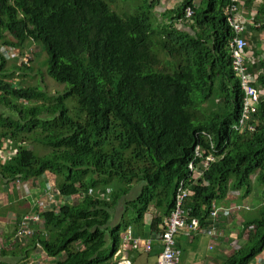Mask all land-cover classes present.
<instances>
[{
    "label": "trees",
    "instance_id": "obj_1",
    "mask_svg": "<svg viewBox=\"0 0 264 264\" xmlns=\"http://www.w3.org/2000/svg\"><path fill=\"white\" fill-rule=\"evenodd\" d=\"M110 1L0 0V42L19 51L28 41L39 43L48 76L68 85L50 95L42 85L14 84L18 73L32 68L22 63L8 73L0 53V138L17 148L10 161L0 163V177L39 181L52 175V189L61 198L79 197L41 213L43 228L31 249L40 246L50 264H114L129 227L141 237L146 230L150 236L161 233L182 180L191 192L184 207L188 217L209 230L223 222L210 218L213 203L233 191L240 193L237 206L243 205L254 176L259 202L249 209L254 214L240 216L238 237L247 231V239L223 262L252 264L264 251V0L243 5L255 11L245 55L252 59L246 64L251 85L262 91L249 120L254 128L243 131L232 129L243 89L232 69L230 0H203L199 6L182 0L166 13L170 23L161 30L152 27L151 8L122 17ZM188 7L190 25L202 28L194 35L177 28ZM158 50L179 57L173 70L159 68ZM69 98L78 104L72 115ZM206 102L213 107L201 118ZM28 140L48 153L39 155ZM198 146L215 161L194 182L188 164ZM135 189L138 195L128 200ZM120 206L121 220L113 225Z\"/></svg>",
    "mask_w": 264,
    "mask_h": 264
},
{
    "label": "built area",
    "instance_id": "obj_2",
    "mask_svg": "<svg viewBox=\"0 0 264 264\" xmlns=\"http://www.w3.org/2000/svg\"><path fill=\"white\" fill-rule=\"evenodd\" d=\"M245 0H230V5L226 9V16L229 26L233 29L235 37L230 43L232 53V69L235 76L240 80L243 89V108L241 115L236 123L232 125V129L243 131L245 129L251 130L254 128L253 124L249 122L252 119L253 114L256 111L257 104L262 91L255 86H252L254 77L248 71L247 63L252 61L247 55H245V49L248 47V28L247 26H255L253 24V15L255 11L248 13L244 8ZM193 15V11L190 7L184 10V19L190 20ZM20 75V73H18ZM14 84H18V80H13ZM213 149V148H212ZM16 146L11 139L0 138V163L5 164L10 161L16 155ZM215 161L213 153L205 155V151L200 146L194 152L193 159L189 162L188 168L190 170V176L192 180L198 181L203 177L204 172L210 167L211 163ZM54 191L55 193H51ZM45 195L50 203H53V196L59 198V192L53 190L51 185H46ZM188 195L186 188V181L182 180L178 186L177 194L175 197V207L171 211L170 215L163 220V233L159 237L158 241L162 245V253L160 254L158 264H183L180 261V251L177 248L176 236L180 231H185L186 237L191 239L193 231L198 230L197 220L188 221L185 211L183 210V201ZM79 198V197H78ZM74 199V198H73ZM58 200V199H56ZM45 202V206H46ZM240 206H232L230 210L219 209L215 203L211 211L210 218L213 222H221L223 218L230 219L234 214L244 210ZM44 205L40 208L42 209ZM59 207V206H58ZM238 207V211H234V208ZM55 208V207H52ZM50 208V209H52ZM49 209L48 207L46 210ZM45 211L39 210L37 213L25 214L21 217L16 238L22 240L32 239L37 233V229L43 228V218L41 213ZM223 217V218H222ZM221 220V221H220ZM199 234H208L211 237L220 236L217 229L212 227L209 230H202L199 221ZM153 246L151 240L141 241L133 239L131 230L128 231L124 237L123 250L128 248L133 250L144 249L146 252L150 251ZM10 248L3 240H0V255ZM40 248V246H38ZM117 264H131L126 256L121 252L115 256Z\"/></svg>",
    "mask_w": 264,
    "mask_h": 264
},
{
    "label": "crops",
    "instance_id": "obj_3",
    "mask_svg": "<svg viewBox=\"0 0 264 264\" xmlns=\"http://www.w3.org/2000/svg\"><path fill=\"white\" fill-rule=\"evenodd\" d=\"M181 1L182 0H138V3L139 4L147 3L146 4L148 5L147 9L151 8L154 17L157 18L156 15L159 17L160 16L163 17L164 15H166L167 12L174 10L176 6H178V4L181 3ZM202 1L203 0H196L197 6H199L202 3ZM246 1H253L254 4L260 3V0H245L244 2ZM250 10H251L250 12L254 11L253 9ZM141 11H145V10H141ZM165 21H166L165 24L170 23L167 18L165 19ZM190 23L191 22L189 20L183 19V21H181L177 25V28L180 31L187 32L190 35H194L197 32L202 31V28L192 27ZM248 31L249 33L247 35L248 37H250L251 31L249 29ZM259 39H263L262 33H259ZM179 44L180 43L178 41V45ZM259 48L264 50L263 46L262 47L260 46ZM50 177L51 179L48 180V178ZM53 181H54V177H52V175L50 176L46 175L39 181L16 180L11 182H6L5 180L3 181L2 178L0 177V240H3L6 243V245L10 247L0 255V264L14 263V262H17L19 264H24V262L28 260L30 264H50V262L53 260L52 258H48L40 248L36 249V252L34 251L32 252L31 249L32 245L30 244L32 239L20 240L16 238L19 222L23 215L29 213H37V211L39 210H43V209L46 210L47 207L49 209L52 207H58L67 202L72 203V201L74 200L73 198H61V196H58L59 199L56 197V199H58L56 200L55 196H53V203H50L44 191H45V186L49 185L50 182L52 183ZM30 185L32 189L29 188ZM51 193L53 194V191H51ZM57 201L59 204L57 203ZM45 202H47L46 206H45ZM43 205L44 207L40 209ZM148 215L149 216L145 220V224L147 228L151 226L150 225L151 221L155 216L154 214L153 217H151L150 214ZM219 224L220 225L219 228H217V231L220 236L218 237H211L208 234H203L204 236L191 234V239H189L188 237H186L185 231H180V233H178V235L176 236V241L179 247L177 248L180 251L181 263L222 264L224 260H226L230 256L229 251H227V245L231 239H234V234L230 236L228 230L225 231L224 229H221V226L225 223L221 222ZM161 228L163 231V227ZM146 233L147 230L145 231L144 236L141 237L139 236L138 230L134 228V234L136 239H140L141 241H146L147 237L150 236L147 235ZM156 235H153L155 236V244L152 252H146L143 248L140 250H133L131 248L128 252L124 253V256H126L129 260H131V264H147V262H149V258L154 259L153 264H158V258L160 252H162V245L158 241ZM122 237L123 238L121 240L122 243L121 247L123 246V242H124V234ZM197 237L198 239H196ZM194 239H196L197 242H194L193 243L194 245H190V243ZM230 245L235 247L236 243L233 242ZM182 246L190 248L191 251V253L188 254L186 258H183V260H181ZM198 247H199V253L197 252ZM37 252L40 254V258H37V256H39L37 255ZM19 254H20V259H18L19 261L13 260V258L11 257V255L18 256ZM259 256H257L255 260ZM39 259L42 260L40 261ZM217 260H219L220 262L217 263ZM255 260L252 261V264H255L254 262ZM113 263L117 264L116 258L113 259Z\"/></svg>",
    "mask_w": 264,
    "mask_h": 264
},
{
    "label": "rangeland",
    "instance_id": "obj_4",
    "mask_svg": "<svg viewBox=\"0 0 264 264\" xmlns=\"http://www.w3.org/2000/svg\"><path fill=\"white\" fill-rule=\"evenodd\" d=\"M109 2H111L110 0H108ZM146 3V2H144ZM112 7L113 9L122 17H125L127 15H135L134 13H139L141 10H146L148 8V5L146 4H139L138 0H114L112 3ZM157 18L151 20V24L152 27L155 28L156 30H161L162 28L165 27V19L167 18V15H164L163 17H159L156 15ZM249 29V28H248ZM250 30V29H249ZM252 34V32H251ZM159 35L158 37L155 39V41L159 42ZM21 51H19L18 49H12V48H8L7 45H4L2 42H0V53L5 52L6 53V63H5V68L4 70L7 71L8 73H11L10 70H12L14 68V66H18L25 63L27 65H29L32 68V71H28L26 73H21L20 74V81L18 82V84H21L22 86H37L39 85V87L41 88L42 86H44V90L45 92L51 94L54 93H58V92H62L63 90H65V88L68 86L67 84H61V83H57L54 80H52L48 74H47V63H46V59H47V55L43 49V47L36 42H32V41H28L24 48L21 49L19 48ZM159 52V58L161 60V64H160V69H168V70H173L174 68V64L177 66L178 63V57L174 54H170L169 52H163L161 50H158ZM9 80H11V78H9ZM23 82V83H20ZM42 85V86H40ZM42 89V88H41ZM218 102V101H217ZM67 104L69 106L70 109V114H75L77 112V101L74 98H69L67 100ZM209 106L213 107L212 105L209 104V102L205 103L203 105V108L201 110V118L207 116L206 114L210 113V108ZM6 114H8V111L4 110ZM83 119L86 120V117H83ZM30 139V138H29ZM29 143L31 144V148L37 153H39V155H44L46 153H48V148L39 145L37 143H33L31 140ZM30 148V147H29ZM252 180V184H251V191L248 195L247 198L243 199L242 201V206L240 208L244 207L243 212H239L234 214L230 219H226L225 217L223 218V224L221 226V229H224L225 231H229V235L232 236L234 234V239H231L230 242L227 245V251H229L230 256L232 254H234V251H237L241 244L243 243V241H245L247 239V231H244L243 237H238V233L239 231L243 228L242 225V221H243V213L247 212L249 213L248 215H252L254 214V209L253 211L250 212L249 209H252L253 207L256 206L255 203L259 202V194H258V190L261 188L260 186L257 185V183L254 181V176L251 177ZM49 185H52V183L50 182ZM30 189H32L31 185L29 187ZM139 191V190H138ZM138 191L135 189L134 191H132V193L127 196V199H133L138 195ZM239 196L240 193L238 192H229L228 195L226 196V198L221 201V202H216V206L219 209H228L230 210V208H232V206H237V202H239ZM59 199V198H58ZM79 201V198H74V200L72 201V203H77ZM58 203V201H57ZM59 204V203H58ZM241 204V203H240ZM214 206V203H213ZM252 207V208H251ZM57 208V207H55ZM238 207L234 208V211H238ZM247 210V211H246ZM249 210V211H248ZM153 211V210H151ZM123 213V208L120 206L118 207L117 213H116V217L113 220V225L117 224L120 220H121V215ZM151 217H153V213L150 214ZM242 215V216H241ZM149 215H147L146 217H148ZM241 216V217H240ZM150 217V219H151ZM247 230V229H245ZM125 234V233H124ZM200 235V234H198ZM202 236V235H201ZM229 236V237H230ZM198 239V237L196 238ZM194 239L190 245H194V242H197V240ZM236 243V246L233 247L230 244L231 243ZM36 252V250H32V252ZM40 251V250H39ZM199 253V247H198V251ZM190 248L188 247H181V260H183V258H186L188 254H190ZM37 258H40V254L37 252ZM11 257L13 258V260L19 261L18 259H20V254L18 256H13L11 255ZM36 258V259H37ZM40 261L42 259H39ZM45 260V259H43ZM220 261L217 260V263H219ZM255 264H264V251L261 253V255L254 261ZM28 261H25L24 264H28ZM154 263V259L153 258H149V262H147V264H153ZM30 264V263H29ZM223 264V263H222Z\"/></svg>",
    "mask_w": 264,
    "mask_h": 264
},
{
    "label": "bare ground",
    "instance_id": "obj_5",
    "mask_svg": "<svg viewBox=\"0 0 264 264\" xmlns=\"http://www.w3.org/2000/svg\"><path fill=\"white\" fill-rule=\"evenodd\" d=\"M199 147V146H198ZM197 147V148H198ZM194 182H197V181H194ZM186 184H187V182H186ZM186 188H187V190H188V195H187V197L184 199V201H183V210L185 211V214H186V217H187V219H188V221H191V220H197V222H198V230L197 231H193V233H192V235H198L199 234V219H197V218H193V219H190L188 216V213H187V211L185 210V200L188 198V197H190V195H191V192H190V189L186 186ZM177 194V193H176ZM129 230H131V233H132V237H133V239H136V237H135V234H134V228L133 227H129L128 229H127V231H126V233L124 234V237H125V235H127V233H128V231ZM162 233H163V231H162ZM162 233H160V234H158V235H156V237L159 239V237L162 235ZM123 238V237H122ZM138 240H140V239H138ZM147 240H151L152 242H153V246H152V248H151V250L150 251H148V252H152V250H153V248H154V244H155V236H149V237H147V239H146V241ZM123 242V241H122ZM123 246H124V242H123ZM123 246L120 248V250H119V252H121L123 255H124V253L125 252H128L131 248H128L126 251H124L123 250ZM162 252H160V254H161ZM118 254V253H117ZM116 254V255H117ZM159 257H160V255H159ZM158 261H159V258H158Z\"/></svg>",
    "mask_w": 264,
    "mask_h": 264
},
{
    "label": "clouds",
    "instance_id": "obj_6",
    "mask_svg": "<svg viewBox=\"0 0 264 264\" xmlns=\"http://www.w3.org/2000/svg\"><path fill=\"white\" fill-rule=\"evenodd\" d=\"M12 49H15V48H12ZM17 50V49H16ZM5 53V52H4ZM5 55H6V53H5ZM21 65V64H20ZM200 235H202V234H200ZM204 236V235H203Z\"/></svg>",
    "mask_w": 264,
    "mask_h": 264
}]
</instances>
